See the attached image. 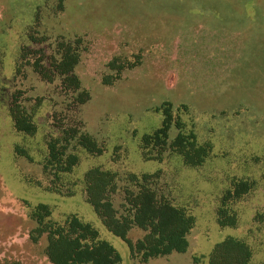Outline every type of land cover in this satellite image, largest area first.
<instances>
[{
	"label": "rangeland",
	"instance_id": "1",
	"mask_svg": "<svg viewBox=\"0 0 264 264\" xmlns=\"http://www.w3.org/2000/svg\"><path fill=\"white\" fill-rule=\"evenodd\" d=\"M60 4L0 0V84H11L31 27L53 46L60 37L91 33L96 47L76 68L91 92L81 116L87 132L106 148L98 156L78 150L81 162L70 175L77 180L74 192L47 189L42 161L49 131L41 117L62 96L59 80L44 82L31 67L25 69L27 78L19 76L16 87L45 100L36 112L34 135L15 128L8 105L0 104V264H53L48 235L38 241L31 236L37 223L30 212L39 204L50 205L58 222L77 214L93 224L123 264H210L213 249L228 237L252 247V264L263 263L264 0H64L62 9ZM26 44L29 52L40 47ZM137 53L143 56L140 66L112 87L100 82L113 56ZM165 103L177 112L188 105V112L179 111L183 120L195 127L199 142L212 144L203 165H184L180 155L163 161L144 157L142 138L162 126ZM176 133L173 128L172 137ZM97 167L124 176L165 171L167 193L197 219L188 251L148 263L134 260L129 240L145 231L136 227L127 237L117 234L87 199L84 177ZM235 179L257 185L232 205L237 225H222L217 209Z\"/></svg>",
	"mask_w": 264,
	"mask_h": 264
},
{
	"label": "trees",
	"instance_id": "2",
	"mask_svg": "<svg viewBox=\"0 0 264 264\" xmlns=\"http://www.w3.org/2000/svg\"><path fill=\"white\" fill-rule=\"evenodd\" d=\"M63 6L64 0H61L60 9ZM31 29L21 44L11 84H0V104L8 105L15 128L34 135L38 130L36 112L45 99H34L25 90L17 88L19 76L27 78L25 69L31 67L44 82L59 80L58 94L62 101L51 103L54 109L41 117L49 131L47 155L42 164L50 181L47 189L74 192L77 180L70 175L81 162L78 150L84 148L90 155L98 156L106 148L104 141L100 142L86 130L81 108L91 99V92L76 73L83 56L96 47L97 38L91 33L77 35L73 39L60 37L53 46L47 43L48 37L38 36L35 34L38 31ZM27 42L41 48L36 49L35 46V50L29 52ZM142 62L143 56L138 53L133 57L113 56L106 64V70L101 72L100 82L112 87ZM182 108L189 111L186 104L181 105L179 111ZM163 110L162 126L142 138L144 157L163 161L180 155L184 165H203L211 155L212 144L199 142L195 127H190L183 120L172 103H165ZM173 128L177 130L174 137L171 135ZM28 158L32 160L30 156ZM164 178L165 171L161 170L124 176L99 167L91 169L84 177L87 199L103 217L107 227L123 237L136 227L145 231L137 241L128 239L132 258L141 263L188 251L189 235L197 225L196 217L186 207L176 204L172 194L167 193L169 187ZM256 185L255 180L235 179L217 209L222 225H237L238 216L232 205L249 196ZM52 216V207L47 204H39L30 212V217L37 223L31 233L32 239L38 241L44 234L48 235L47 254L53 264H123L120 252L101 238L93 224L85 222L77 214L69 215L63 222L54 220ZM253 256V249L247 242L228 237L213 249L210 264H252Z\"/></svg>",
	"mask_w": 264,
	"mask_h": 264
},
{
	"label": "flooded vegetation",
	"instance_id": "3",
	"mask_svg": "<svg viewBox=\"0 0 264 264\" xmlns=\"http://www.w3.org/2000/svg\"><path fill=\"white\" fill-rule=\"evenodd\" d=\"M58 7L60 8V5H58L57 8H58ZM39 46H40V45H39ZM39 48H41V46H40Z\"/></svg>",
	"mask_w": 264,
	"mask_h": 264
}]
</instances>
